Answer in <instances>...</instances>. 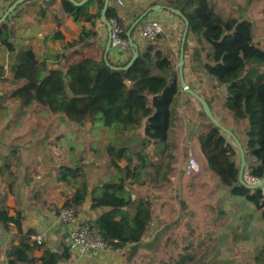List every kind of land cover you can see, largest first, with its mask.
Listing matches in <instances>:
<instances>
[{"label": "trees", "instance_id": "16d2710c", "mask_svg": "<svg viewBox=\"0 0 264 264\" xmlns=\"http://www.w3.org/2000/svg\"><path fill=\"white\" fill-rule=\"evenodd\" d=\"M14 1L10 0L8 7ZM55 1L29 0L18 5L10 15L23 6L38 5L42 20ZM60 4L62 11L74 22L89 25L88 29H80L76 39L61 47L57 54L61 59L60 68H49L30 46H14L10 31L12 17L8 16L0 24V46L11 54L16 52L8 72L14 82H22L21 87L9 96L21 107L29 108L35 103L51 114L72 119L79 127L89 124L94 129L98 125L112 129L114 136L104 146L107 164L114 171L109 179L90 185L85 166L81 164L83 154L78 162H73L74 166L60 164L55 167V182L69 191L56 215L63 209H70L77 218L88 202V210H99L100 213L95 219L80 224H93L109 250H121L140 242L152 221L151 201L147 196H134L133 186L156 187L160 179L167 180V174L174 168L176 143L172 137L170 140L169 134L174 120L173 108L181 97L178 74L160 49L149 42L141 49L136 43L134 35L142 22L130 32L137 46L136 59L125 70L110 68L126 66L132 53L128 46L122 62H115L109 53L107 63L104 60L105 41L99 43L96 31L103 0H86L80 6L60 0ZM94 4L96 10L91 12L89 8ZM166 6L181 13L188 24L187 36L195 38L200 50H204L203 43L208 46L205 52L208 61L201 66L216 87L225 86L222 108L235 120L246 123L245 139L241 142L246 161L244 173L260 180L264 176V50L254 41L252 23L240 17L224 19L214 13L210 0H171ZM172 15L178 18L183 29V19ZM105 17L108 22L116 21L124 39L136 19L123 23L111 0ZM47 39L60 42L63 37L59 31H54ZM186 48L185 42L183 54ZM2 74L3 67L0 66V76ZM2 98L0 96V101ZM198 112L206 118L201 108ZM192 135L191 132L190 137ZM194 139L205 168L215 176L218 185L227 189L228 195L241 202L242 207H251L257 212L264 225V185L248 190L238 184L239 156L234 144L209 121L206 130L197 133ZM90 150L95 154L98 152L95 147ZM27 170L24 168L20 184L29 186L32 181L27 178ZM16 178L12 164L4 159L0 164V179L6 192L0 193V229L7 232L14 228L19 238L17 245L5 249V263L69 264L73 253L63 244L62 254L44 249L40 257H33L34 245L29 238L35 232L27 230L23 233L21 213L17 211L10 215L6 204L8 194H13ZM184 259L180 258L177 264H184ZM255 263L264 264V250Z\"/></svg>", "mask_w": 264, "mask_h": 264}, {"label": "rangeland", "instance_id": "374dc122", "mask_svg": "<svg viewBox=\"0 0 264 264\" xmlns=\"http://www.w3.org/2000/svg\"><path fill=\"white\" fill-rule=\"evenodd\" d=\"M145 1L148 3H144ZM157 2L161 7L171 4V0H157ZM210 2L214 13L221 15L224 19L240 17L249 20L254 28V41L264 50V14L262 13L264 0H210ZM152 4L155 3H149V0L134 2L131 9L134 19ZM160 13L163 18H170L169 20L161 18V20L168 21L165 33L149 42L142 40L137 30L134 39L141 49L148 42L160 49L171 60L174 72L177 73L179 45L183 29L176 16L165 10ZM157 14V12H150L145 19L159 17ZM186 46L181 68L187 85L200 89L201 97L210 104L217 120L232 130L240 142H244L246 123L235 120L222 108L221 104L226 89L222 85L216 87L214 81L208 77L201 66L203 62L208 61L205 57V52L209 49L208 46L203 43L204 50H200V46L191 35L187 36ZM195 53L198 54L197 60H195ZM20 87L21 85L0 84V96H3L0 101V158L3 155L2 151L7 148L8 161L12 164L15 176L23 173L24 168H28V175L32 181L30 189H28V193H31L29 195L32 196L35 191H41L42 197L36 199L38 201L36 204L40 203L49 212L56 215V211L66 201L69 191L64 190L61 184L55 182V167L60 164L74 166L73 162H78L80 155L83 154L81 164L85 166L86 177L90 185L109 179L114 171L107 164L104 146L110 142L114 133L111 132L112 129H104L100 125L95 129L91 128L89 124L79 127L74 124L72 119L65 118L61 114H51L46 108L35 103L29 108L21 107L16 99L9 96ZM199 108V104L189 95L181 94L173 108L174 120L169 134L170 140L171 137L176 140L178 131L182 132V137L179 136L182 140L180 157L175 156V149L173 153L174 168L167 174V180L160 179L159 185L156 187L147 185L133 186L132 188L134 196H147L151 201V230L146 236L152 238L157 235L162 240V244L159 245L160 264H177L181 258L178 254L185 252L184 239L185 233H187L185 224L190 221L189 217H191L187 213L189 208L198 211L197 214L192 215L196 222H200V220L211 222L217 217V212L222 211L221 222L223 221L222 224L225 228L226 223L232 225L233 209L241 206L239 204L241 202L228 195L227 189L218 185L217 179L212 173L200 168V172L193 177L186 178L183 175L185 160H187L190 149H188L189 146L184 147L191 140L188 134L192 132L196 135L204 132L208 127L207 119L198 112ZM6 126L9 128L4 132L3 127ZM224 136L227 141L232 143L229 137ZM90 147H95L98 150L97 154L92 152ZM169 162L171 163V158ZM120 165L123 166L124 162L121 161ZM31 200V198L28 199V201ZM83 209H88V202L84 204ZM254 214L258 215L257 212ZM88 220V218H83L77 221L85 223ZM224 233L227 232L224 231ZM239 251L240 255L233 261H227L224 256L223 260L219 261L195 259L184 264H256L253 262V253H250L249 246L245 245ZM228 258L232 259L229 256ZM97 261V264H102V260Z\"/></svg>", "mask_w": 264, "mask_h": 264}, {"label": "crops", "instance_id": "0c3cea01", "mask_svg": "<svg viewBox=\"0 0 264 264\" xmlns=\"http://www.w3.org/2000/svg\"><path fill=\"white\" fill-rule=\"evenodd\" d=\"M136 1L124 0V5L116 9L117 15L123 20V23L134 20L131 9ZM9 2L10 0H0V17L8 8ZM144 3H148V1ZM149 3H157L156 5L160 4L157 0H149ZM111 4L115 7L114 0H111ZM89 10L95 12L96 5H92ZM38 11V5L23 6L9 15V18L12 17V22L10 24L11 40L15 47L30 46L40 60L46 61L49 68H60L61 59L57 58V54L60 52L61 47L65 43L76 39L80 29L82 27L88 29L89 25L83 22H74L71 17L67 16L61 9L60 0L54 2L42 20L39 18ZM157 15L159 16L157 18H163L161 13ZM163 19L169 20L170 18ZM54 31L60 32L63 37L62 41L57 42L47 39ZM96 31L98 33L99 43L103 41L106 43L107 31L105 27L97 23ZM15 56L16 52L11 54L4 47L0 46V66L3 67V74L0 76V80H3V82L0 81V84L12 86L22 84V82H14L8 72V65ZM181 94L184 93L181 92ZM211 111L215 116L212 108ZM30 113L33 114V112ZM7 128L9 127H3V131L6 132ZM190 133L188 134L189 137ZM177 134L178 136L175 140L176 150L174 154L180 157L182 153V132L178 131ZM194 138L195 135H192L190 143H186L184 147L189 146L188 149L190 148L191 150L189 149L188 153L193 152L194 154H192L196 158L201 169L209 172L205 168L204 160L199 153L198 145ZM194 141L195 143H193ZM2 152L3 155L2 158H0V164L3 163L4 159H8L7 148ZM28 172L27 170L26 175L28 176L27 178L30 179ZM21 176H24V172L16 175V185L13 194H8L6 204L10 208V215H13L17 211L21 213L23 217L21 230L23 233L27 230H33L35 235H41L42 246H33V257L38 258L41 256L44 249L53 250L60 247L62 244L65 245L69 227L60 222L54 213L49 212L48 209L44 208L40 203L36 204V201L42 197V192L35 191L32 193V196L29 195L31 194L28 193L30 185L20 184ZM4 192H6V187L0 179V193ZM29 198L32 200L28 201ZM83 210L77 217V220H82L83 218L93 220L100 213L99 210L96 212L88 209ZM187 213L191 215V217H189L190 221H187L185 224L187 230L184 239L186 249L184 253L178 254L181 258H185V262H192L195 259L199 261H219L223 260L222 257L224 256H226L227 261H233L240 255L239 249L245 245L250 247V253H253L252 259L253 262H255L260 252L264 250V225L260 221L259 216L254 214L255 212L251 207H235L233 209L232 225L226 223L225 228L222 224L223 221L221 222L223 217L222 211L217 212V217L212 219L211 222H205L203 220H200V222L194 221L192 215L198 213L196 209L189 208ZM149 230H151L150 227L147 233H149ZM224 231L227 233H224ZM146 234L140 242L127 245L121 250H109L104 253L84 256H78L72 252L73 258L69 264H97V260H102V264H160L159 245L162 244V240L157 237V235L151 238V236H146ZM18 239L17 232L14 228H11L7 232L0 229V264H6L4 251L10 245H17ZM224 246L225 248H223ZM228 256L232 257V259H229Z\"/></svg>", "mask_w": 264, "mask_h": 264}, {"label": "built area", "instance_id": "2783aa9c", "mask_svg": "<svg viewBox=\"0 0 264 264\" xmlns=\"http://www.w3.org/2000/svg\"><path fill=\"white\" fill-rule=\"evenodd\" d=\"M136 1V0H134ZM115 9H119L124 5V0H114ZM168 21L161 20L157 17L147 18L143 20L138 27V35L142 40L152 42L161 34L165 33L168 27ZM110 24V50L109 54L115 62H122L125 58L128 48L127 40L121 36V29L115 20H111ZM165 26V27H164ZM200 165L196 158L189 152L183 175L186 178L193 177L200 172ZM244 181L247 184L257 182L256 179L250 177L246 172L243 174ZM58 220L69 227L66 246L78 256L92 255L95 253L108 252L109 248L101 237L98 229L93 224L81 225L78 223L74 213L70 209H63L58 214ZM30 242L33 245H39L42 242L41 235L30 236ZM57 254H62L63 247H57L52 250Z\"/></svg>", "mask_w": 264, "mask_h": 264}, {"label": "water", "instance_id": "95a60500", "mask_svg": "<svg viewBox=\"0 0 264 264\" xmlns=\"http://www.w3.org/2000/svg\"><path fill=\"white\" fill-rule=\"evenodd\" d=\"M29 1V0H15L7 9L6 11L1 15L0 17V24L2 22H4V20L10 15V13L20 4ZM43 1H50V0H43ZM69 2L73 3L76 6H80L82 4H84L86 2V0H81L79 2H76L74 0H68ZM109 6V0H103V6L102 9L100 11L99 14V23L102 24L106 31H107V38H106V43H105V48H104V55L103 58L107 63L106 60V56L109 53L110 50V38H109V32H110V24L109 22L106 20L105 17V13L107 10V7ZM168 11L169 13L175 14L179 17H181L184 21V27H183V31L181 34V39H180V45H179V66H178V70H177V74H178V83H179V88L181 90L182 93H185L187 95H189L194 101H196L204 116L207 118V120L210 122V124L217 128L222 134L226 135L227 137L230 138V140L232 141V143L234 144V147L236 148L237 152H238V156H239V168H238V177H237V181L238 184L245 187L248 190H255V189H259L262 188V186L264 185V176L258 180L257 182L253 183V184H247L244 181L243 178V174H244V170H245V166H246V161H245V153L243 150V147L241 145V142L239 141L238 137L233 133L232 130H230L229 128L223 126L218 120L217 118L213 115L209 105L206 103V101L201 97V90L197 89V88H191L187 85L183 73H182V63H183V48H184V44L186 42V36H187V30H188V24L185 21V19L182 17L181 13L178 10H174L171 9L170 7H166V6H160V5H154L152 7L147 8L145 11H143L131 24L130 28L128 29V31L125 33V37L128 43L129 48H131V58L130 61L126 64V66H124L123 68H118V67H114V66H110V68L112 69H127L128 67H130V65L133 63V61L136 59L137 57V46L135 43H133V39L130 37V32L131 30L137 26L140 22H142L145 17L148 15V13L150 12H157L160 13L162 11ZM226 32L223 33V35H225ZM222 38V37H221ZM220 38V40H221ZM224 86V85H222ZM225 87V86H224ZM226 89V88H225ZM71 96V94H69Z\"/></svg>", "mask_w": 264, "mask_h": 264}, {"label": "flooded vegetation", "instance_id": "af4514ba", "mask_svg": "<svg viewBox=\"0 0 264 264\" xmlns=\"http://www.w3.org/2000/svg\"><path fill=\"white\" fill-rule=\"evenodd\" d=\"M225 93H226V90H225Z\"/></svg>", "mask_w": 264, "mask_h": 264}]
</instances>
